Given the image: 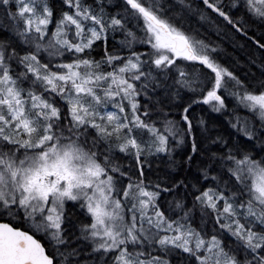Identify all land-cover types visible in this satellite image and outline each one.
<instances>
[{
    "label": "trees",
    "instance_id": "trees-1",
    "mask_svg": "<svg viewBox=\"0 0 264 264\" xmlns=\"http://www.w3.org/2000/svg\"><path fill=\"white\" fill-rule=\"evenodd\" d=\"M35 1L26 0L30 14L23 10L24 2L0 0V80H7L20 99L19 107L26 104L17 116L0 107L4 118L0 122L2 155L24 152L22 145L27 152L36 151L35 145L44 137L49 135L50 142H55L57 131L65 127L87 130L103 149L100 154L90 144L88 154L105 170L110 165L119 169L116 176L121 178L122 191L152 193L157 214L171 225L173 233L181 230L215 241L223 262L264 264V222L259 221H264V214L257 209L250 188L251 173L264 169V119L244 104L243 97L264 93L261 3L138 0L139 6H135L129 0H38L41 7L33 6ZM144 10L168 30L184 35L194 50L191 57L195 53L198 60L157 63L160 55L147 42ZM43 19L48 22L45 31ZM55 35L62 42L58 54L56 49L44 51L47 36ZM68 70L77 72L86 89L93 91L96 98H89L97 100L95 103L85 96H71L73 86L57 77ZM54 76L58 79L56 89L50 80ZM113 79L123 80L129 95H124L121 85L115 89ZM209 95L212 99L206 102ZM106 96H133L138 125L132 121L126 99L124 114L131 124H125L119 113L108 114L119 100L106 102ZM35 97L43 102L42 108L34 106ZM3 98L1 95L0 100ZM80 103L86 111L77 107ZM74 106L82 112L74 113ZM79 114L83 121L77 120ZM24 120L32 129H24ZM67 208L62 229L67 230L65 235L72 243L81 244L78 232L71 233L79 229L89 236L91 219L82 208ZM249 208L257 215L250 214ZM0 222L31 233L45 246L54 264H88L97 254L106 259L102 264H119L114 252L100 251L94 243H87L86 249L74 246L75 251L83 249L80 259L73 255L63 260L59 254L63 240L47 241L31 229L23 212L7 208L1 198ZM235 230L254 234V246ZM162 231L156 239L162 246L138 254L142 259L203 264L197 251L160 243L166 233Z\"/></svg>",
    "mask_w": 264,
    "mask_h": 264
},
{
    "label": "rangeland",
    "instance_id": "rangeland-1",
    "mask_svg": "<svg viewBox=\"0 0 264 264\" xmlns=\"http://www.w3.org/2000/svg\"><path fill=\"white\" fill-rule=\"evenodd\" d=\"M19 1L24 2L23 10L32 14V9L26 0ZM140 1L149 2V0ZM140 1L129 0L128 3L139 6ZM257 2L261 3L264 8V0H257ZM34 3L39 6L43 5L38 0L32 2L33 6ZM143 16L145 20L147 19V42L151 45L153 51L157 52L158 56L160 55L157 63L171 65L178 59L188 60V62L191 59L198 60L195 53L191 57L188 52L177 53L173 50L171 38L178 35L187 39L184 35L170 29L167 32L162 31L158 25H167L157 19L154 23L150 22L148 17H153L150 11L144 10ZM42 21L41 23L45 24V31L48 28V22L44 19ZM36 28L39 29L40 27L37 25ZM58 40L57 35L47 36L45 47H43L44 51L56 49V54H58V49L62 47V42ZM48 57L52 56L49 55ZM132 66L135 65L132 64ZM71 73L72 71L68 70L62 74V77L57 76L58 79L62 80V83H70L73 86L71 96L74 99L79 96H85L90 100H92L91 98L95 99L96 97H93L95 94L91 89H86L87 86L81 81V78H78L77 72ZM57 77L54 76L50 79L54 89H56ZM79 80L80 82H76ZM111 83L115 89H117V85H121V91L124 92V95L129 93V87H123V85H126L123 80L113 79ZM0 84L4 88L0 86V96H5L0 100V107L8 108L14 116L22 113L26 104H22V108L19 107L20 99L15 96L16 93L7 85V80H0ZM243 97L244 104L264 119V93L249 94ZM115 98L119 100L117 102L119 108L108 110V114L114 116L115 113H119L124 118L125 124H131L126 122L127 118L124 114L126 110L123 100L126 99L130 102V112L133 115L132 121L137 122L138 125L133 96H106V102L113 103L116 101L113 100ZM211 99L212 96H207L206 102ZM92 102L94 101L92 100ZM33 104L38 108H42L44 105L36 97L33 98ZM77 107L85 110L84 103L78 104ZM80 109H76L74 106L73 112H82ZM39 115H42V113L39 112ZM76 118L83 121L81 114ZM2 119L4 118L1 117L0 113V122ZM29 123V121L24 120L21 124L26 131L32 129ZM148 131L154 133L153 129H148ZM50 139L52 137L49 135L44 137L35 145L38 150L33 152H27L25 145H22L24 152L18 154L5 152L6 155L3 156L0 152V198L7 208L17 207L23 212L30 220L31 229L50 242L59 238L57 229L64 216V211L68 209L67 205L82 208L91 219L87 231V235L89 234L87 237L89 238L85 236L86 234L80 233L79 229H75L71 234L78 232L82 243L80 244L77 241L72 243L70 237L65 235L67 230L61 228L60 235L64 237V240L59 244L60 249L63 247L62 253L59 252V254L63 260H68L73 255L75 258L80 259V256L84 254L83 249L78 252L74 250V246H81L86 249L87 243L91 245L94 243L98 250L102 248L106 252H114L119 264H167L158 257L142 259V256L138 255L140 253L145 254V251L150 253L155 250L156 246H162L156 243V239L157 232L159 234L160 230H163L162 232L166 233L161 237L160 243L180 246L186 251H197L201 254L200 260L203 264H232L229 261H222L223 256L215 241L198 239L193 237L192 233H183L181 230H176V233H173L174 230L171 225L163 223V219L157 214L155 196L152 193L144 189H141L137 195L129 193L127 188L122 191L121 178L116 176V174H120L119 169L114 165H110L105 170L92 154H88L90 144L100 154L103 153V149L99 148V143L92 141L87 130L78 131L74 126L65 127L57 131L55 142H50ZM107 161L112 163L110 159H107ZM251 175L250 188L252 196L259 206L257 209L263 211L260 213L263 215L264 169L256 168ZM133 197H135V200ZM217 199L219 198L217 197ZM216 201L214 200V202ZM247 210L248 212L251 211L250 208ZM250 214L257 215L252 211ZM259 221L264 222L261 219ZM158 226H160V229ZM235 233L240 235L250 247L256 243L254 234L238 233L237 231ZM128 251H131L132 254ZM93 257L88 260V264H102V261L106 260L103 254H97Z\"/></svg>",
    "mask_w": 264,
    "mask_h": 264
},
{
    "label": "water",
    "instance_id": "water-1",
    "mask_svg": "<svg viewBox=\"0 0 264 264\" xmlns=\"http://www.w3.org/2000/svg\"><path fill=\"white\" fill-rule=\"evenodd\" d=\"M148 20L154 23L151 17ZM158 27L164 32L168 31L164 25ZM171 41L175 52L192 54L190 44L184 37L176 35ZM0 264H54V260L42 242L31 233L0 222Z\"/></svg>",
    "mask_w": 264,
    "mask_h": 264
},
{
    "label": "flooded vegetation",
    "instance_id": "flooded-vegetation-1",
    "mask_svg": "<svg viewBox=\"0 0 264 264\" xmlns=\"http://www.w3.org/2000/svg\"><path fill=\"white\" fill-rule=\"evenodd\" d=\"M63 219V220H62ZM61 219V223H60V226L59 228L57 229L58 233H59V238L56 240V243H59L60 241L64 240V238L60 235V229L63 227V221H64V218L62 217Z\"/></svg>",
    "mask_w": 264,
    "mask_h": 264
}]
</instances>
